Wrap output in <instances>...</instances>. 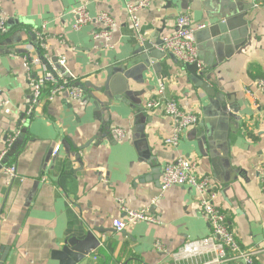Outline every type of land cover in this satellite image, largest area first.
Listing matches in <instances>:
<instances>
[{"label":"crops","instance_id":"crops-1","mask_svg":"<svg viewBox=\"0 0 264 264\" xmlns=\"http://www.w3.org/2000/svg\"><path fill=\"white\" fill-rule=\"evenodd\" d=\"M130 1L136 0H0L9 28L0 34V153L6 135L21 131L8 156L16 175L0 171L3 264H66L54 253L87 230L100 244L74 264H185L171 253L211 229L194 189L161 190V166L179 158L194 161L197 174L210 178L237 242L256 251L254 264H264V94L255 89L264 78V0H154L136 13L144 42L173 32L183 13L205 24L196 34L198 62L222 100L204 95L171 55L132 76L106 73L136 57L139 41L125 10ZM83 2L91 16L107 12L116 21L113 48L93 38L99 24L71 28V9ZM221 23L243 31L244 41L236 36L238 42L225 43ZM43 24L48 37L40 47L36 31ZM61 55L84 99L63 91L50 100L47 86L26 116L27 75L57 69ZM158 83L181 110L198 117L175 146L164 143L172 135L171 118L145 108ZM113 128L122 129L124 138L117 140ZM122 207L145 208L159 223L116 231L112 219L124 217Z\"/></svg>","mask_w":264,"mask_h":264},{"label":"built area","instance_id":"built-area-1","mask_svg":"<svg viewBox=\"0 0 264 264\" xmlns=\"http://www.w3.org/2000/svg\"><path fill=\"white\" fill-rule=\"evenodd\" d=\"M154 0H136L125 3V10L129 16L131 24L137 34L139 43H143L144 35L140 30V24L136 13L144 9ZM164 1V0H160ZM264 8V4L262 5ZM74 21L71 28L78 31L84 26L94 23L101 25V29L93 33L94 39H100L107 48H113L112 30L116 27V21L107 12H99L91 16L87 10L86 3H79L71 9ZM175 30L169 34L163 35L158 45L154 47L163 53H171L178 62L182 64L196 63L198 70L203 67L198 62V48L196 34L205 28L201 22H193L189 14L183 13L176 18ZM9 31L5 15L0 13V34H7ZM46 24H43L41 30L36 31L37 42L40 47L48 37L45 33ZM63 41V39H62ZM57 69H53L56 75L51 72L32 77L27 75V83L31 90V105L25 112L26 116L32 115L34 106L41 100L46 87L50 86L46 95L48 99L63 91L67 92L72 100L84 99V89L74 85V79L71 77L66 65V58L60 56L57 59ZM164 84L158 83L154 96L146 103L145 108L152 111H160L171 118L173 123L172 135L164 140L167 145H177L183 131L194 127L198 122L197 114L194 112H185L178 106L176 100L167 97L164 93ZM255 89L264 94V78L255 81ZM1 92V89H0ZM247 92H249L247 90ZM19 128L6 135L5 148L0 153V171L10 177H14L15 166L3 165L2 159L7 154L9 148L20 135ZM111 132L115 134L117 140L124 138L122 129L113 128ZM59 146H55L53 152L58 151ZM260 173V183L264 185V159L262 160V169ZM210 178L200 176L196 172V163L190 159L179 158L172 163H165L161 169V190L164 191L172 185H180L195 190L196 198L201 212L208 222L211 232L208 236L185 242L176 251L171 253V257L177 260L187 261L185 264H220L223 262L235 261L238 264H254L255 250L243 248L236 240L234 234L227 225L225 214L217 207L215 199L216 191L211 189ZM155 199L153 200V202ZM123 218L112 219V227L116 231H122L139 222L148 224H158L159 219L149 213L147 209H131L122 207ZM158 250H165L164 246L156 243Z\"/></svg>","mask_w":264,"mask_h":264},{"label":"water","instance_id":"water-1","mask_svg":"<svg viewBox=\"0 0 264 264\" xmlns=\"http://www.w3.org/2000/svg\"><path fill=\"white\" fill-rule=\"evenodd\" d=\"M212 16V15H211ZM221 32L225 33L224 34V42L228 43L233 40L235 43L238 42L237 40L240 36L242 38H239L242 42L244 41L243 39V31H230L226 23H221L219 25ZM161 40L155 42H143L139 43L134 51V54L136 55L135 59H130L127 60L125 63H121L118 65H113L112 67H109L106 71L108 75H111L116 72H120L124 75H130L135 72V70H139L140 68L146 69L150 66V63L153 62L155 63L158 59L171 55V53H163L157 50L154 46L158 45ZM53 61H55L53 59ZM138 61L139 65H135V62ZM186 70L190 74V80L194 84L195 87L200 89L204 95L208 97H214L217 95V97L222 100L223 96L222 94L217 93L215 87L209 82L210 80V75L209 74H204L205 70H198L197 64L196 63H190V64H185ZM47 70L51 72L52 74L56 75V72L50 67L47 66ZM74 85L81 87V84L79 82H75ZM82 88V87H81ZM22 116V115H21ZM23 118V117H21ZM18 141V139H17ZM16 144V143H15ZM11 152V151H10ZM10 154V153H8ZM77 157V155H75ZM162 169V166H161ZM97 231V230H96ZM100 244L99 239L96 237L93 231L87 230L81 235H73L70 238L66 239L63 243V246L61 247L60 250H57L54 255L57 256V258L62 262L66 264H74L81 259H83L85 256L89 255L90 252L97 248ZM5 254H6V249L3 252H0V264H3V261L5 260Z\"/></svg>","mask_w":264,"mask_h":264},{"label":"trees","instance_id":"trees-1","mask_svg":"<svg viewBox=\"0 0 264 264\" xmlns=\"http://www.w3.org/2000/svg\"><path fill=\"white\" fill-rule=\"evenodd\" d=\"M16 143V144H15ZM15 143H13V145L10 147V149L8 150V152H7V154H6V156H5V159L3 160V165L5 166V165H8V163H10V161H11V159H9V155L13 152V150L16 148V146H17V144H18V142H17V140H16V142ZM11 151V152H10ZM8 153H10V154H8Z\"/></svg>","mask_w":264,"mask_h":264}]
</instances>
